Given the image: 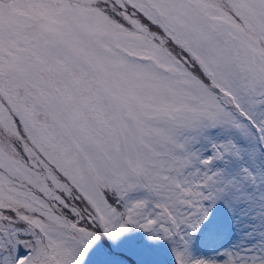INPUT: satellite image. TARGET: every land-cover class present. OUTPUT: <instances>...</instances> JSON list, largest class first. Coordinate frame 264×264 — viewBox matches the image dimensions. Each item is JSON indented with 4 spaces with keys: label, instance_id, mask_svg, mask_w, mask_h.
I'll return each mask as SVG.
<instances>
[{
    "label": "snow or ice",
    "instance_id": "6c2138e0",
    "mask_svg": "<svg viewBox=\"0 0 264 264\" xmlns=\"http://www.w3.org/2000/svg\"><path fill=\"white\" fill-rule=\"evenodd\" d=\"M94 252L264 264V0H0V264Z\"/></svg>",
    "mask_w": 264,
    "mask_h": 264
},
{
    "label": "rangeland",
    "instance_id": "374dc122",
    "mask_svg": "<svg viewBox=\"0 0 264 264\" xmlns=\"http://www.w3.org/2000/svg\"><path fill=\"white\" fill-rule=\"evenodd\" d=\"M104 244L106 245L107 244V241H105ZM160 255H161L162 264H164V254H163V252H161ZM95 256H96V253L94 252L93 253V256L89 258L90 259V264H92V262L94 261Z\"/></svg>",
    "mask_w": 264,
    "mask_h": 264
}]
</instances>
